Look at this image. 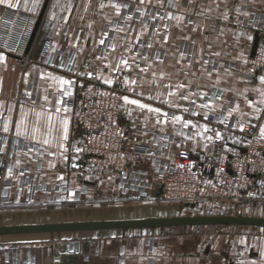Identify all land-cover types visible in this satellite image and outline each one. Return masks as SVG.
I'll return each mask as SVG.
<instances>
[{
	"label": "crops",
	"instance_id": "crops-1",
	"mask_svg": "<svg viewBox=\"0 0 264 264\" xmlns=\"http://www.w3.org/2000/svg\"><path fill=\"white\" fill-rule=\"evenodd\" d=\"M44 1L11 0L15 7L0 6L38 17ZM64 29L71 44L67 53L76 52L73 75L40 66L43 40H57ZM256 37L258 41L264 39V0H174L171 6L169 0H48L34 40L26 48L29 62L0 51V145L5 147L12 139L28 141L42 152L39 159H33L29 150L12 156L9 203L19 208L10 215L18 219L6 225L164 217L150 213L134 217V198L114 197L118 195L116 184L123 180L117 174L103 172L97 182L84 177L77 158L68 152L70 116L64 111L63 99L56 95L65 89L72 93V83H80L92 70L104 83L110 80L111 73H120L125 81L121 113L131 130L127 145H145L151 153L164 150L171 155L184 148L209 172L214 148L209 141L206 110L227 121L252 123L260 134L264 127L263 76L250 79L244 73ZM60 80L71 83L62 85ZM126 100H136L147 107L140 109ZM56 107L61 108L59 113ZM148 108L159 111L149 112ZM49 115L51 134L46 119ZM175 116L181 121L174 122ZM65 118L69 122L66 140L61 123ZM44 139L50 145H45ZM241 140L237 131L225 133L224 141L229 145L240 144ZM61 143L63 149L59 147ZM38 167V178L50 191H38L30 198L28 189L20 184L21 170L28 168L33 173ZM139 171H145V180L152 185L146 190L148 199L156 197L171 204L159 196L160 178L154 164L143 159L129 165L128 177L133 179ZM60 180L68 184L65 195L56 189L55 183ZM129 186V191H138L134 185ZM85 191L81 211L75 199ZM104 199H113L112 204L91 205ZM143 206L142 211L153 208ZM247 206L249 211L243 215L264 217V205ZM114 209L118 211L116 216L109 214ZM185 227L191 226L145 229L156 240L151 251L140 236L141 229L135 228L3 235L0 237H24L18 239L20 244L10 256L0 253V264H264V232L252 237L250 233L254 231L248 229L264 227L235 226L247 229L241 232L243 237L236 230L224 237L226 248L218 245V236L188 235ZM73 233L76 241L65 249L62 240H68L71 237L66 234ZM119 254H124L126 261H115Z\"/></svg>",
	"mask_w": 264,
	"mask_h": 264
},
{
	"label": "built area",
	"instance_id": "built-area-1",
	"mask_svg": "<svg viewBox=\"0 0 264 264\" xmlns=\"http://www.w3.org/2000/svg\"><path fill=\"white\" fill-rule=\"evenodd\" d=\"M36 20L34 15L0 6V51L29 62L26 48ZM70 46L65 30L57 40L45 38L39 49L40 66L75 74L76 52L70 50L68 54ZM244 73L250 79L258 74L264 77V41H258L254 54L247 59ZM110 80L111 84L102 82L98 73L92 70L82 77L80 83H72L71 95H64V91L56 95V98L63 99L64 107L68 109L71 132L67 148L77 158L82 173L91 176L113 172L123 178L118 182L122 189L127 190L132 184L146 194L152 185L146 182L145 171H139L130 179L128 169L129 165L148 159L156 167L160 178L158 192L164 201H211L237 210L250 204L264 205V136L254 124L227 121L224 116L218 117L206 110L210 123L209 141L214 148V163L208 172L184 148L171 155L164 150L151 153L145 145L128 146L126 142L131 130L121 113L125 81L118 72L111 73ZM227 131L240 133L242 142L236 145L225 143ZM216 133L220 134L219 138ZM24 150L32 151L33 159L42 155L41 149L28 141L12 139L5 147L0 145V204L11 201V159ZM21 171L20 184L23 189H28L30 198H34L38 191H50L38 178L40 167L33 173H29L28 168ZM55 184L56 189L65 195L66 181Z\"/></svg>",
	"mask_w": 264,
	"mask_h": 264
},
{
	"label": "rangeland",
	"instance_id": "rangeland-1",
	"mask_svg": "<svg viewBox=\"0 0 264 264\" xmlns=\"http://www.w3.org/2000/svg\"><path fill=\"white\" fill-rule=\"evenodd\" d=\"M256 29H258V28L256 27ZM64 30H66V29H64ZM62 33H63V31H62ZM47 38H49V37H47ZM50 38L53 39V37H50ZM57 38L59 39V37H57ZM261 41H264V39H261ZM33 76H34L33 74H29V77L31 79L34 78V80H35V77H33ZM82 174H84V173H82ZM101 174L102 173H97L94 175L92 174L91 176H87L86 174H84L85 175L84 177L86 179H89L88 177H90L91 179H93L92 181L97 182V180ZM82 177L83 176H81V179H82ZM116 187H117L116 192L118 193V195L114 196V197H116V198H122V197L123 198H134V217H136V216L141 217L147 213L154 214V215L158 214V216L237 215V214L243 215L249 211L247 208H246L247 210L245 209V207H248V206L241 207L237 210V209H232L230 207V205H227L224 203L211 202V201L197 202V203L171 202V204H169V203L162 202L161 200H159V198H156V197H154L152 200L148 199L149 196H147V192H146V194H143L139 190L138 191L135 190L134 193L129 191L128 189L124 190L119 186V183H118V185L116 184ZM111 200H113V199H110L109 201H108V199H104V200H101L98 202H94L93 204H91V203L90 204L91 205L95 204L97 206L105 204L104 206L106 207L107 204H112V203H110V202H112ZM75 201H76L77 205H79V207L77 209L82 211L83 208L85 207L83 204L86 202V191L81 192L79 195H77ZM86 205H88V203ZM143 205H152L153 208L150 207L149 208L150 210L148 212L142 211L140 209H142V207L143 208L146 207ZM253 206H256V205H253ZM18 208L19 207L16 204H11V203L0 204V225L1 224L2 225L3 224L4 225L11 224L15 220H17L18 218L16 219L14 217H10V215H12L14 211L18 210ZM151 209H154V210H151ZM117 212L118 211L116 209H114L109 214H113L112 216H116ZM76 213H78V211ZM79 213H80V211H79ZM1 215H3V216H1ZM77 216H79V214H77ZM183 229L187 230L186 234L192 235V236H202V237H209V238H211L213 236H218V243H219L218 245L219 246L222 245V248H226L227 240L224 237H227V235H233V234H229V233H232L233 230H236V234L243 237V234L241 232L245 231L247 228H236L235 226H202V227L191 226V227H185ZM248 229H251L252 231H254V232L250 233V236H252V237H256L258 232H261V233L264 232V229H257V228H254V230H253V228H248ZM188 230H189V233H188ZM199 230H201V231H199ZM239 233H241V234H239ZM66 235H69V237H71V238H69L68 240L63 239L62 241H63V244L66 246L65 249H67V248L69 249L70 248L69 246L72 245V242L76 241L75 237L77 235L74 233L73 234H66ZM140 236H142L143 241H144L147 249H149L151 251L152 247H154V244H156L155 243L156 240H155L154 236L148 234L145 229L140 231ZM244 236H248V234H246ZM20 237H24V236H17V238L16 237H14V238L0 237V253H2V254L6 253V255L10 256V254L15 251V248L18 247L17 245L20 244V241L18 240V239H20ZM40 237H42V236H40ZM55 237H59V236H55ZM57 240H59V238ZM77 241H78V239H77ZM47 242H50V241H47ZM24 243L34 244V243H42V242L35 241L32 243V241H30V242L25 241ZM21 244H23V243H21ZM209 245H210V243H209ZM203 246H204V244H203ZM70 252L76 253V251H73V252L70 251ZM115 261H126V257L124 254H119L115 258Z\"/></svg>",
	"mask_w": 264,
	"mask_h": 264
},
{
	"label": "water",
	"instance_id": "water-1",
	"mask_svg": "<svg viewBox=\"0 0 264 264\" xmlns=\"http://www.w3.org/2000/svg\"><path fill=\"white\" fill-rule=\"evenodd\" d=\"M48 0H45L37 17L33 31L28 41L27 48L30 46L42 16L44 14ZM258 45V37L254 39L252 53L254 54ZM183 226H254L264 227V217L237 215H191V216H164V217H145L126 220H97V221H77L63 223L46 224H13L0 225V236L18 235L31 233H59L77 231H96L103 229H152L159 227H183Z\"/></svg>",
	"mask_w": 264,
	"mask_h": 264
},
{
	"label": "snow or ice",
	"instance_id": "snow-or-ice-1",
	"mask_svg": "<svg viewBox=\"0 0 264 264\" xmlns=\"http://www.w3.org/2000/svg\"><path fill=\"white\" fill-rule=\"evenodd\" d=\"M143 2H144V0H141V3H143ZM169 3H170V6H171L174 3V0H169ZM0 4H5V5L9 6V7H15L16 6L15 4L11 3V0H0ZM113 7H116V5H113ZM176 19L179 20L181 18L180 17H176ZM165 41H166V38H165ZM100 43L103 44L104 43V40H101ZM217 55H218V53H217ZM0 60H3V57H0ZM121 63L126 64L127 61H121ZM142 71H143V69H142ZM53 79H55V77H53ZM260 82H261V84H264V77H261ZM60 83L62 85H67V84H70L71 82L70 81H67V80H60ZM107 83L111 84L112 81L111 80H108ZM133 83H135V81H133ZM177 87H181V86L180 85H177ZM64 92H65L66 95H71V92H70L69 89H65ZM261 95L264 96V92H262ZM182 98L183 99H188L187 96H184ZM126 103L135 104L140 109H145L147 107L144 104L138 103L136 100H126ZM57 104H59V101L57 102ZM202 107L207 108V107H209V105H202ZM55 111L57 113H59L61 111V108L60 107H56ZM64 111L67 112L68 109H64ZM148 111L149 112H158L159 110L158 109H155V108H148ZM39 116H40V113H37V117H39ZM205 118H207V114H206ZM46 119L48 121V132H49V134H51L52 128H53L52 116L49 115V116H47ZM173 120H174V122H180L181 121V117L175 116V117H173ZM61 123H62L63 139L66 140L67 139V136H68V124H69V122L65 118V119H63L61 121ZM184 126L187 127L188 126V123L185 122V125ZM207 130L208 129L205 128V131H207ZM4 131L5 132L8 131V125L7 124H5V126H4ZM35 131H36V129H33V134L35 133ZM17 135H20V127H19V125L17 126ZM261 135H264V127L261 128ZM216 136L219 138L220 134L219 133H216ZM209 139H211V137H209ZM43 143L45 145H50V141L48 139H44ZM59 147L61 149H63L64 145L61 143V144H59ZM9 172H11V169H9Z\"/></svg>",
	"mask_w": 264,
	"mask_h": 264
}]
</instances>
